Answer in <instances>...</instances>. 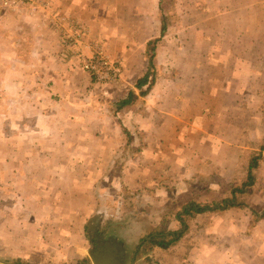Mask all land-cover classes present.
<instances>
[{
    "label": "crops",
    "instance_id": "0c3cea01",
    "mask_svg": "<svg viewBox=\"0 0 264 264\" xmlns=\"http://www.w3.org/2000/svg\"><path fill=\"white\" fill-rule=\"evenodd\" d=\"M50 1V6H63L73 15L69 0ZM217 1L209 0V6ZM223 1L216 11L220 20L210 17L209 31L194 24L201 33L194 31L195 39L187 46L180 39L185 29L178 24L161 36L160 0H126L129 17L123 22L109 23V17L94 21L95 37L107 41L115 60L125 62L121 84L107 106L104 98L98 108L73 98L90 97V89L96 87L79 66L68 67L67 77L50 88L39 84H46L40 62L35 64L32 87L22 75L9 78L15 88H6L8 96L43 93L51 99L62 97L59 109H81L66 116L71 123L66 128L24 125L8 131L14 142L0 143V264H93L91 255L100 243V261L108 264H264V219L255 220L250 210L205 213L188 221L184 216L191 204L211 207L242 186L251 151L264 141V97L236 93L251 78L249 72L241 68L242 77H232L229 88L215 79V73L224 70L214 67L215 56L227 57L232 44L239 47L237 42L223 45L224 32L231 31L227 39L235 40L249 26L244 27L246 14L240 8L247 1ZM109 2L102 0L105 6ZM54 10L43 14L49 17L43 37L53 51H63L50 30ZM171 36L178 38L171 41ZM133 37L139 38L135 47L126 41ZM153 40H161L153 54L155 69L151 68L155 92L160 93L142 97L136 86L150 72L145 55ZM53 64L56 81L66 69L59 71ZM169 85L171 97L164 89ZM114 102L116 108L108 109ZM250 102L252 108L245 111L243 104ZM54 113L49 114L51 121L60 111ZM91 116L97 117V125H91ZM46 133L71 135L65 150L82 151L81 156L42 155ZM258 189L257 185L249 203L260 210L264 189L252 201ZM100 215L99 224L92 226ZM97 230L99 238L93 240L89 232ZM187 230L171 249L152 244L158 234L181 235ZM199 233L210 238L205 254L191 238ZM145 244L152 247L148 252ZM191 254H197L199 262L190 260Z\"/></svg>",
    "mask_w": 264,
    "mask_h": 264
},
{
    "label": "rangeland",
    "instance_id": "374dc122",
    "mask_svg": "<svg viewBox=\"0 0 264 264\" xmlns=\"http://www.w3.org/2000/svg\"><path fill=\"white\" fill-rule=\"evenodd\" d=\"M197 1L199 0H160V6L157 7V17H159L162 26L163 24L167 26H172V24L176 26L178 24V26H181L180 28L185 29L181 31L180 39L185 42L183 44H186V46L188 43L191 44L192 40L195 39V32L201 33V30L194 28V24L202 27L203 30L209 31V24L213 22L210 20V17H212V19L213 17L214 19L217 18L219 21V14L216 11L218 9L221 10V7L224 6L223 0H219L211 6H209V0H200L201 3H197ZM245 1H247V4L240 6V8L243 10V13L246 14L247 23L244 27L249 24L248 30L245 32L243 31L245 29L239 30V37L235 40L232 37L229 38L230 40L227 39L231 31L224 32L223 45L237 42L239 47L232 44V46H230L231 51L228 53L229 55L227 57L215 56L214 67L224 69L215 73V79L221 85L229 88V80L234 76L240 77L244 70L246 72L243 73L249 72L251 78H249L242 87L240 86L241 88L238 87L236 93H238L240 97H264V0ZM69 2L73 15L68 14L63 6H50V0H0V143L8 139L10 142H14V135L12 133L8 134V131H16L18 127L24 125L38 128L47 127L48 129H59L58 127L66 128L67 125H71L66 119V116L69 115V113L73 114L74 112H79L81 109V107L72 108L73 106L69 104V109H59L56 105L59 104L62 97H52L51 99V97H43L45 96L43 93H40L41 97H12L7 95L6 88H15V86H10L9 78H13L16 75H22L23 81H25L28 86H33L35 75L38 71L35 65L37 62H40V64L43 63V76H41V78L43 79L42 82L46 84L40 82L39 84H42L46 88H50V86L55 85V83L58 84L64 80L68 75V67H75L72 68V70H79L77 66L81 67V70L90 76L96 87L90 89V97L73 98L83 100L87 104L91 103L93 108H98V104H100L99 101L101 102L103 100L102 98L107 100L105 104V106H107L110 95L116 92L113 90L117 89L116 87L121 84L124 75V60L122 61L120 58L115 60L108 50L109 45L107 41L105 43V41L95 37L92 29L95 28V31H97L94 21L98 18L109 17V23L123 22L124 19L129 17L128 9L130 3L126 2V0H110L109 4L105 6L102 0H69ZM238 2H240V0H238ZM49 8L55 9V15L51 23L52 29L50 30L55 34L54 37H56L58 45L63 51L60 49L53 51V48L47 46L48 39L43 37V24L49 22V17L43 14ZM185 14L186 17L190 16V18H192H189V20L187 18H181V15ZM39 17L46 20H37ZM200 18L204 20H200ZM86 22L89 23V25ZM95 34H97V32H95ZM177 38L178 37L175 38L171 36V41ZM126 41L129 45H134L135 47L137 42H139V38L133 37L126 39ZM159 41L161 40L151 41L147 48L148 55H145V57L147 56L150 65L152 61L153 66L151 67L149 65L150 72L141 77L137 82L136 91L142 97H147L149 92H155L157 88L155 84V74H152L154 70L151 68L155 69L153 54H155L159 46ZM42 44L45 46H42ZM242 47H244V49L248 47V49L245 51ZM39 49H43L44 52H40ZM235 49H237V51H233ZM99 51L103 52L105 55H102L108 59L105 61L106 64L104 65L103 62H93L90 63V66L93 68L95 67L96 71L103 74V79L98 78L96 72L85 68L89 61H92L98 56ZM236 56H239V58L244 57V61H237ZM119 59L121 61H119ZM246 60H248V64H245ZM54 61L59 71H61L62 68L66 69L65 74L59 76L56 81L52 77L55 69L53 64ZM112 70L115 75L119 73L118 78L111 75ZM106 74H108V76H105ZM164 89L168 93L167 96L171 97L170 94L173 89L170 85L167 87L164 86ZM189 89H192V87ZM235 90L236 88L232 89V97L235 95ZM158 93H160L159 89L152 97H156ZM47 94L50 93L47 92ZM56 96H59V94ZM115 103L117 102L109 105L108 109L113 110V108H116L114 107ZM252 103L253 102H250L249 106H247V103H244L243 109L248 110L252 108ZM59 111L60 113L55 118L56 121H51L49 119V114H56L54 112ZM90 119L91 125H97V117L91 116ZM75 124L82 125L83 123L78 122ZM70 136L71 135H62L60 133H46V135H43L42 155L46 157H66L68 155L81 156L82 151L76 152L73 149L65 150L64 145H70L68 143V138ZM259 171L260 178L256 180V186L258 185L259 189L255 191L256 195L252 198V201L259 199L258 193H262L264 189L263 162L259 165ZM252 193H254V191ZM222 202L217 203L221 204ZM198 205L205 207L203 203ZM212 205L213 204H211V206ZM185 219L188 221V219L191 218L185 217ZM93 220L91 225L95 227L99 224L98 221L100 222L101 215ZM89 234L93 240L98 239L100 235L98 230L93 234L89 232ZM196 235L197 237H195ZM195 236L191 237L194 239V246L197 248L201 247V252L204 253V246H209V236H205L202 233L195 234ZM151 248L150 244H145L144 246L145 252H148ZM197 257H199L197 254H191L189 259H196L197 262H199V258ZM249 264H260V262L255 261Z\"/></svg>",
    "mask_w": 264,
    "mask_h": 264
},
{
    "label": "trees",
    "instance_id": "16d2710c",
    "mask_svg": "<svg viewBox=\"0 0 264 264\" xmlns=\"http://www.w3.org/2000/svg\"><path fill=\"white\" fill-rule=\"evenodd\" d=\"M173 26L175 25L172 24V26H167L166 24H163L161 36L164 37L167 33V30ZM256 146L257 148L253 149L250 154L249 162L245 171L246 175L242 186L233 188L230 197L225 199L221 204L218 203L219 205L214 204L211 207H201L195 203L191 204L189 208H187L184 216L192 219L205 213H216L228 209H248L251 211L255 220H263L264 209L257 210L254 206H252V204L249 203V198L252 196V191L256 188V180L260 178L259 165L261 162L264 163V143L262 147L259 145ZM187 232L188 230L181 235H177V233H169L168 235L158 234L155 238H153L152 244L163 250L171 249L176 246L180 240L184 238V236H186ZM199 249L202 250L201 247H199ZM189 264H191V262H189Z\"/></svg>",
    "mask_w": 264,
    "mask_h": 264
},
{
    "label": "built area",
    "instance_id": "2783aa9c",
    "mask_svg": "<svg viewBox=\"0 0 264 264\" xmlns=\"http://www.w3.org/2000/svg\"><path fill=\"white\" fill-rule=\"evenodd\" d=\"M102 54H104L103 52H101V51H99L98 52V56H96L92 61H89L88 63H87V65H86V69L87 70H91V71H94V72H96V74H97V76H98V78H100V79H103L104 78V75L103 74H101L100 72H98V71H96L95 70V67L93 68V67H91L90 66V63H93V62H103V64L105 65L106 64V57H104ZM105 55V54H104ZM108 60V59H107ZM108 63H109V61H108ZM111 75L113 76V77H115V78H118V76H119V73H118V75H115L114 74V72H113V70L111 71ZM105 76H108V74H106Z\"/></svg>",
    "mask_w": 264,
    "mask_h": 264
},
{
    "label": "water",
    "instance_id": "95a60500",
    "mask_svg": "<svg viewBox=\"0 0 264 264\" xmlns=\"http://www.w3.org/2000/svg\"><path fill=\"white\" fill-rule=\"evenodd\" d=\"M102 244L103 243H100L98 245L95 246L94 248V253L91 255V259L93 261V264H108V263H102L100 261V257H99V252L101 251V248H102ZM111 264V263H109Z\"/></svg>",
    "mask_w": 264,
    "mask_h": 264
}]
</instances>
